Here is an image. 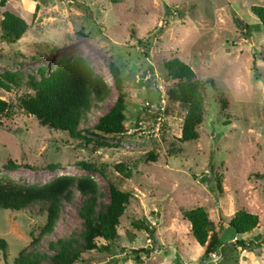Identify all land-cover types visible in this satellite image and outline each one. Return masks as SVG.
Listing matches in <instances>:
<instances>
[{"label":"rangeland","instance_id":"374dc122","mask_svg":"<svg viewBox=\"0 0 264 264\" xmlns=\"http://www.w3.org/2000/svg\"><path fill=\"white\" fill-rule=\"evenodd\" d=\"M252 6L264 7V0H13L0 8V22L3 11H9L29 26L12 44L2 40L0 31V81L8 86L0 88V100L16 104L18 97L33 94L29 81L47 78L78 57L107 86L105 100L91 99L79 113L74 137L40 126L16 108L0 116V175L20 185H43L59 176L92 178L96 213L109 202V183L132 195L118 237L106 251L82 247L79 213L85 198L75 188L71 199L62 201L52 231L36 247L30 243L45 213L38 206L0 209V239L7 243L0 264H13L22 249L50 264L59 240L81 251L75 264H138L136 256L141 264H264V29L250 12ZM165 7L172 11L167 14ZM172 58L204 83L203 122L198 138L186 143L179 141L186 107L166 96L174 81L163 63ZM110 63L119 68L126 94L127 131L120 137L93 130L118 95ZM7 72L19 73L20 85L7 83ZM152 80L154 86L148 87ZM157 91L165 94L163 102ZM159 105L165 108V121L157 126ZM149 153L156 162L146 161ZM81 161L105 166L106 178L81 169ZM9 162L18 168L8 169ZM118 163L133 171L130 179L113 169ZM210 172L220 179L221 193L201 182ZM196 207L206 209L223 240L206 260L181 215ZM240 210L257 215L259 224L230 240L228 223ZM237 240L254 245L244 250ZM96 242L106 245L102 239ZM142 249L151 252H138Z\"/></svg>","mask_w":264,"mask_h":264},{"label":"trees","instance_id":"16d2710c","mask_svg":"<svg viewBox=\"0 0 264 264\" xmlns=\"http://www.w3.org/2000/svg\"><path fill=\"white\" fill-rule=\"evenodd\" d=\"M10 1L13 0H0V8H4ZM109 1L113 4L117 2V0ZM173 10L180 12L178 8ZM165 11L169 14L172 8L165 7ZM250 12L264 29V7L252 6ZM237 26L240 27L238 23ZM28 28L29 26L24 19L9 11H3L0 31L2 40L7 44L20 40ZM241 29L246 30L244 34L246 37L251 34L248 25H244ZM163 66L167 78L174 81L166 91L168 100L179 102L186 107L179 141L182 143L195 141L198 138L197 129L203 122L204 97L202 88L204 83L198 79L195 72L187 64L176 58L165 61ZM109 70L118 95L109 111L94 125L93 130L99 135L120 137L127 131L124 114L126 94L119 68L114 63H110ZM254 71L257 70L254 68ZM3 78L9 84L20 85L19 73L17 72H7ZM153 80L148 82V87L154 84ZM208 83L214 87L212 80H208ZM28 86L33 94L28 93L18 97L16 104L0 100V116L12 114L16 108L25 115L33 117L40 126L67 133L71 137L77 133L79 113L90 107L91 99L101 102L107 96V86L104 80L95 74L81 57L56 68L49 73L47 78H42L38 82L29 81ZM0 88L8 89V86L0 81ZM157 94L159 101L160 94L159 92ZM221 102L225 108V101L221 100ZM156 159L153 153L146 156V161L149 162H156ZM77 165L85 171L97 172L106 178L105 166L103 165L97 167L82 161L78 162ZM6 167L10 170L18 168L12 162H9ZM113 169L126 179H130L132 176L133 171L124 163L114 165ZM200 180L203 184H207L213 193L215 190L217 193H221L220 179L214 172L201 176ZM73 188L85 198L79 213L83 221V231L80 235L83 241V249L85 251L108 250V245L118 237L117 228L120 219L132 197L129 191L120 190L113 183H109V202L102 211L99 210L96 213L97 187L92 178L80 177L75 179L70 176H59L43 185H20L7 176L0 175V209L19 212L38 206L45 213V222L38 235L30 243L31 246L36 247L40 239L52 231L58 219L62 201L71 199ZM181 215L189 223L190 233L194 241L204 248V260L217 253L223 245V240L217 234L215 224L209 219L206 209L196 207L183 210ZM258 224L257 215L243 210L235 212L228 223L230 240L237 236L250 234ZM96 239H102L106 245H98ZM55 244L58 246V250L51 257L50 264H75L80 260L81 251L73 248L70 241L59 240ZM237 244L244 250H249L250 244L254 245L253 242L238 240ZM56 245L50 244L49 246L54 250ZM138 252L149 255L151 251L142 249ZM138 252L136 251L135 254ZM0 254L6 259L7 243L3 239H0ZM42 258L38 254H31L22 249L14 259L13 264H41ZM135 261L141 264L139 256L135 257Z\"/></svg>","mask_w":264,"mask_h":264},{"label":"built area","instance_id":"2783aa9c","mask_svg":"<svg viewBox=\"0 0 264 264\" xmlns=\"http://www.w3.org/2000/svg\"><path fill=\"white\" fill-rule=\"evenodd\" d=\"M159 92H162V90H159ZM164 97H165V94H164V93H161V94H160V97H159V98H161V101H160V102H163ZM160 102H159V104H160ZM147 106H149V104H148ZM157 114H158L159 116L156 118V120L158 121V124H157V123H156V124H157V126H159L160 123H162V122L165 121V120H164L165 108H164V107H161V106L159 105V107H158V109H157Z\"/></svg>","mask_w":264,"mask_h":264},{"label":"water","instance_id":"95a60500","mask_svg":"<svg viewBox=\"0 0 264 264\" xmlns=\"http://www.w3.org/2000/svg\"><path fill=\"white\" fill-rule=\"evenodd\" d=\"M239 24L241 25V23L239 22Z\"/></svg>","mask_w":264,"mask_h":264}]
</instances>
